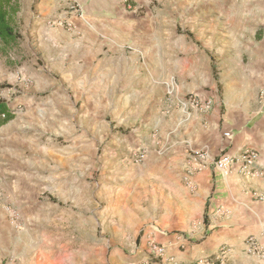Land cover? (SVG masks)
<instances>
[{
  "label": "crops",
  "instance_id": "crops-1",
  "mask_svg": "<svg viewBox=\"0 0 264 264\" xmlns=\"http://www.w3.org/2000/svg\"><path fill=\"white\" fill-rule=\"evenodd\" d=\"M57 1L40 0L33 9L24 38L32 60L40 64L33 68L30 85L13 101L23 110L8 106L13 118L0 126V153L6 161L0 177L6 180L9 195L56 185L60 196L68 200L78 192L77 181L71 179L81 175L82 165L76 162L87 160L85 147H91L92 140L78 134L70 145H59L67 130L63 114L83 115L87 128L94 132L100 116L136 114L155 97L170 95L175 82L223 75L238 91L244 82L264 87V0H79L82 12L79 17L70 14L75 17H70L69 27L46 22ZM243 63L249 78L238 68ZM222 67L229 68L224 71ZM247 89L252 90L251 84ZM238 91L240 106L241 98L249 93ZM254 96L253 91L250 97ZM261 104L249 118L239 116L245 112L243 107L231 111L233 118L223 123L221 133L203 151L208 156L217 150L235 156L251 148L259 153L264 166V99ZM193 116L198 115L170 108L167 134ZM78 121L76 126L84 130L82 118ZM157 123L156 119L153 128ZM226 132L229 138L223 137ZM190 133L184 131L190 135L189 143L196 137L204 139L199 133L193 137ZM42 138L49 139V144H39ZM117 142L114 156L119 158L126 147L122 148L124 140ZM193 185V189L186 186L190 200L185 197L182 202L201 219L207 214L204 233H209L205 242L210 243L205 252L214 253L220 245L239 249L253 236L264 260V177H245L235 167L220 176L205 167L195 173ZM3 205L0 203V264H22L29 244L22 232L8 228ZM35 219L41 225L45 222L40 213ZM152 235L166 247L167 259L189 262L203 252L179 257V241L174 235L156 229Z\"/></svg>",
  "mask_w": 264,
  "mask_h": 264
},
{
  "label": "rangeland",
  "instance_id": "rangeland-1",
  "mask_svg": "<svg viewBox=\"0 0 264 264\" xmlns=\"http://www.w3.org/2000/svg\"><path fill=\"white\" fill-rule=\"evenodd\" d=\"M39 1L17 0L18 12L12 25L21 40L10 57H0V101L13 106L16 111L23 109L19 104L14 105V99L30 85L33 68L40 64L36 59L32 60V50L26 46L24 38L32 23L33 9ZM56 4V9L46 18L47 24L69 27L70 17L75 16L70 15L63 0ZM227 68L222 67V70ZM238 68H242L249 78L250 73L244 63ZM249 84L252 90L245 91ZM234 86V82L223 75L175 82L170 95L155 97L151 105L136 114L100 116L93 125L97 128L94 132L87 128L89 123L83 120V115L63 114L67 130L59 145H70L71 139L78 134L84 140H92V146L85 147L87 160L76 162L82 165L81 175L71 179L77 181L78 192L68 200L60 196L59 185H56L13 196L6 192V180L0 177V203L4 204L6 224L15 233L22 232L20 235L29 244L22 264H195L199 258L213 257L223 246L231 251L225 264H264L260 254L249 255L242 246L235 249L220 245L214 253L210 250L205 252L210 243L208 240L205 242L209 233H204L207 214L201 219L195 210L185 208L182 202V199L190 200L183 182L187 157L195 151L205 152V145L223 130V123L233 118L231 111L243 107L245 112L239 116L249 118L262 105L264 87L254 81L242 83L240 91L233 89ZM237 91L243 95L249 93L241 98L240 106H237ZM253 91L255 96L251 98ZM192 95H197L202 103H209V109L203 112L190 105L183 107L182 104ZM165 106L187 113L194 111L198 116L190 117L184 126L178 124L177 129L167 134L170 122L167 121L169 109ZM80 117L83 121L80 127L84 130L76 126ZM156 119L158 127L153 128ZM185 130L191 132L192 137L199 133V137L204 139L197 140L196 137L189 143L190 135L184 134ZM117 139L124 140L122 148L126 147L119 158L114 156V148L119 145ZM40 143L49 144V139L42 138ZM136 148L145 150L146 157L142 163L131 165L127 162L126 151ZM221 153L219 150L209 153V158H216ZM37 157L41 158V155ZM5 165L6 161L0 165V170L6 169ZM10 211L17 214L16 219L12 220ZM37 213H40V218H45L43 225L35 219ZM154 229L177 238L179 257L191 256L196 250L203 252L189 262L165 256L153 258L145 250L142 236Z\"/></svg>",
  "mask_w": 264,
  "mask_h": 264
},
{
  "label": "built area",
  "instance_id": "built-area-1",
  "mask_svg": "<svg viewBox=\"0 0 264 264\" xmlns=\"http://www.w3.org/2000/svg\"><path fill=\"white\" fill-rule=\"evenodd\" d=\"M72 15H79L82 12L79 0H63ZM126 1V0H124ZM1 100V94H0ZM8 107L9 105L5 103ZM187 105L197 108L203 112L209 109V103H202L197 95L189 96L188 99L182 104L183 107ZM2 118L4 116L2 115ZM230 133H224L223 137L229 138ZM146 152L143 149H128L126 151L127 162L131 165H138L145 160ZM205 167H211L220 176L228 175L235 167L238 172L245 177H264V166L260 165L259 153L251 148H245L235 156L222 154L216 158H209L206 152L195 151L187 157V164L183 175V182L189 188L193 189V176L195 173ZM10 216L16 219L17 214L10 211ZM154 230H148L142 236L145 250L153 258H162L166 254V247L156 241L152 235ZM245 253L249 255H259L260 247L252 237H248L242 244ZM230 250L226 247H220L218 251L209 258H199L195 264H225L230 257ZM175 263V262H174Z\"/></svg>",
  "mask_w": 264,
  "mask_h": 264
},
{
  "label": "trees",
  "instance_id": "trees-1",
  "mask_svg": "<svg viewBox=\"0 0 264 264\" xmlns=\"http://www.w3.org/2000/svg\"><path fill=\"white\" fill-rule=\"evenodd\" d=\"M17 12V0H0V57L8 58L18 48L21 36L12 25ZM12 118L13 114L9 112L6 104L0 101V126Z\"/></svg>",
  "mask_w": 264,
  "mask_h": 264
}]
</instances>
